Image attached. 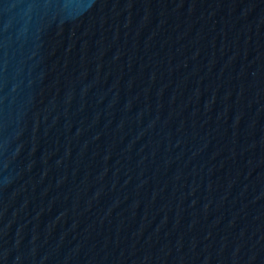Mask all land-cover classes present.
Returning a JSON list of instances; mask_svg holds the SVG:
<instances>
[{
  "label": "water",
  "instance_id": "1",
  "mask_svg": "<svg viewBox=\"0 0 264 264\" xmlns=\"http://www.w3.org/2000/svg\"><path fill=\"white\" fill-rule=\"evenodd\" d=\"M0 264H264V0H0Z\"/></svg>",
  "mask_w": 264,
  "mask_h": 264
}]
</instances>
